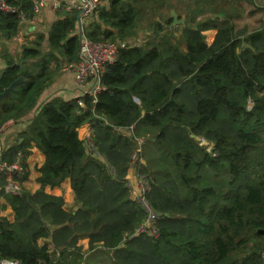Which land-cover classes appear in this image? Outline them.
<instances>
[{
  "label": "trees",
  "instance_id": "1",
  "mask_svg": "<svg viewBox=\"0 0 264 264\" xmlns=\"http://www.w3.org/2000/svg\"><path fill=\"white\" fill-rule=\"evenodd\" d=\"M5 1L34 16L31 0ZM199 1L200 11L205 1ZM169 3L108 0L85 34L127 41L144 14ZM217 3L208 0L209 8L216 4L213 17L190 15L185 45L173 17L156 14L154 36L119 52L96 99L40 101L61 65L80 59L77 12L56 20L18 57L3 47L0 93L23 77L0 98V143L13 124L21 125L4 158L15 160L19 150L29 156L35 143L45 160L35 191L23 185L18 194L6 193L0 178V258L81 264L79 242L88 238L89 262L108 254L112 264H263L264 21L253 31L237 27ZM20 25L17 13L0 11L2 39L11 41ZM210 29L216 34L208 43ZM86 123L93 129L90 146L79 135ZM134 155L137 175L150 180L148 198L158 216L152 233L138 232L147 209L131 198ZM66 179L77 208L66 209L62 195L45 190ZM7 205L12 219L1 213Z\"/></svg>",
  "mask_w": 264,
  "mask_h": 264
},
{
  "label": "built area",
  "instance_id": "2",
  "mask_svg": "<svg viewBox=\"0 0 264 264\" xmlns=\"http://www.w3.org/2000/svg\"><path fill=\"white\" fill-rule=\"evenodd\" d=\"M33 4L34 16L28 17V15L20 8L13 7L5 0H0V11L14 12L20 17L21 20H32L37 15L46 3V0H31ZM103 0H78L76 2H68L63 0H54V7L65 13L77 12L79 23L75 30L80 39V59L78 62L68 63L65 62L61 65L62 72L72 71L75 75V82L79 86H84L85 89L79 92L78 96L85 94L91 95L96 99L98 92L104 89L102 85L101 77L105 72L106 67L115 62L118 58L119 52L127 47L139 45L136 42L129 41H107V40H92L85 34V27L97 17V11ZM64 13V14H65ZM63 14V15H64ZM60 16V17H63ZM83 105V101H79ZM90 126L88 132H86L83 139L86 140L87 145L92 144V132L93 129ZM142 139H139L141 142ZM14 142V140H13ZM7 146L0 143V178H6V184L2 186L6 193L18 194L21 192L25 181L23 176L28 169V156L22 150H19L16 154L15 160H9L4 158V154ZM140 150V147L137 149ZM137 159V155H134L132 163ZM140 193L138 195H131V198L136 200L142 208L147 209L148 219L145 223L138 226V232H154L152 228L154 221L158 218L157 213L151 209V203L148 198L150 190V182L147 181L145 176H140ZM131 188V184L129 183ZM0 200H4L0 196ZM150 226V227H149ZM149 228V229H148ZM261 259L264 264V243L261 250ZM0 264H25L17 258H0ZM46 264V263H43Z\"/></svg>",
  "mask_w": 264,
  "mask_h": 264
},
{
  "label": "crops",
  "instance_id": "3",
  "mask_svg": "<svg viewBox=\"0 0 264 264\" xmlns=\"http://www.w3.org/2000/svg\"><path fill=\"white\" fill-rule=\"evenodd\" d=\"M63 1L76 2L78 0H63ZM256 4L258 7L262 8L264 7V0H258ZM166 6L167 5L163 6L164 7L163 11H165ZM171 10H174V9L171 8L170 12ZM64 13L65 12L59 11L54 7V0H46L44 8H42V10L37 15H35V17L32 20H29V19L21 20V25H20L18 34H16V36L13 37L11 41L0 39V42L3 44L2 46L6 48L7 53L9 52L10 54L15 56L16 48L20 45L19 43L26 44L27 42H33L34 39L37 38L42 33L47 35L51 25L56 20L61 18L60 16H62ZM215 34H213L212 36L213 39L215 37ZM2 50L3 48L1 49L0 47V55L2 57V59H0V69H3V67L5 66L4 58H3L4 55L1 54ZM55 76L56 77L54 81L43 92L40 98V101L46 98H49V97H53V96H61V97H64L65 99H70L72 97H77L79 95V92L85 89L84 86H79L76 84L75 75L72 71H69V72L59 71ZM89 125H90L89 123H86L82 127L79 128V135L81 138H83L86 132L89 131L90 129ZM20 130H21V127H19L18 124L16 125L13 124L11 126L9 133L7 135H4L2 139L1 143L3 147L7 146L8 148V146L15 139V138L13 139L11 135L13 133L15 134V132H19ZM44 160H45V155L36 146V144L33 143L32 146L30 147V154L27 159L29 176H28V179L25 181L26 188L32 191H35L41 187V184L37 181V177L40 175L38 168L43 164ZM127 178L129 179V182L131 185H133L136 181V178L132 177L131 170H129ZM45 190L53 194L62 195L65 199L66 209L77 208L78 203L75 200V194L71 187V183L69 179H66L60 186H56V187L47 186ZM1 202H3V200H0V203ZM13 216H14V212L12 211V208H11L10 218L12 219ZM79 244L83 246V251L89 250L88 238L81 239Z\"/></svg>",
  "mask_w": 264,
  "mask_h": 264
},
{
  "label": "rangeland",
  "instance_id": "4",
  "mask_svg": "<svg viewBox=\"0 0 264 264\" xmlns=\"http://www.w3.org/2000/svg\"><path fill=\"white\" fill-rule=\"evenodd\" d=\"M204 1H205L204 4H201L202 9L200 11L195 8L196 3L200 2L199 0H170V3L169 5L166 6L165 11H163L164 7L162 5L157 6L154 13L148 12V14L146 15L144 14V17L138 21V26L135 28L136 30H135L134 35L130 36L131 38L128 39L127 41L129 42L133 41L141 45L151 40V35L154 36L153 31L157 27L156 22H158L157 21L158 17L155 15L156 14H163V15L170 14L171 15L170 9L172 8L177 12L178 18H184L182 22H179L174 25L177 26L175 34L178 36V41L182 45H185L183 26L187 21H189L188 18L190 17V15H194L198 19H204L207 17L215 16V10H213V6H215L216 4L211 6V8H209L208 0H204ZM257 1L258 0H218V3H221L222 6H226L228 10L233 14V20L236 22L237 27L247 25L249 29L253 31V30L260 28V26L262 25L264 21V7L262 8L258 7L256 4ZM106 5H108V0H103L100 6H106ZM167 30H168V27H166L164 31H167ZM215 32H216V29H210V30L205 31L208 43H211V41L213 40L212 36L213 34H215ZM0 39L2 38L0 37ZM19 44L20 45L16 48V51H15L16 57H18V53H20L24 45H31L32 42H27L26 44H23V43H19ZM2 45L3 44L0 42L1 49L3 48ZM0 59H2V57ZM18 126L21 127V125L19 124ZM15 136L16 137L18 136V132H15V134L13 133L11 135L13 139ZM210 148L211 146H209V149ZM138 157L139 156L137 155V159ZM137 159L132 163V167L130 168V170L132 171V177L136 178L135 183L131 185V195L133 196L138 195L140 193L139 184H140L141 179H140V176H138L136 173V168L138 166ZM142 176H145V175H142ZM145 178L147 179V181L150 182L148 176H145ZM11 208L12 207L10 205H7L5 208H1V213L3 215H8L10 217ZM148 216L149 214L145 216L141 224L147 221ZM87 255H88V258H87ZM90 258H91V255L89 253V250L85 251V254L83 256V261L81 264H112V261L108 254L98 255L96 259L91 260L89 262Z\"/></svg>",
  "mask_w": 264,
  "mask_h": 264
},
{
  "label": "water",
  "instance_id": "5",
  "mask_svg": "<svg viewBox=\"0 0 264 264\" xmlns=\"http://www.w3.org/2000/svg\"><path fill=\"white\" fill-rule=\"evenodd\" d=\"M171 15H172V17H173V23H174V24H177V23L182 22V21L184 20V18H178V14H177V12H176L175 10H172V11H171ZM22 82H23V77H19L17 80L13 81V82L9 85V87H7V88L5 89L4 92L0 93V98L9 95V94L12 92L14 86H15L16 84H18V83H22ZM135 99L138 100L137 97H135ZM193 136H194V135H193ZM194 137H195V136H194Z\"/></svg>",
  "mask_w": 264,
  "mask_h": 264
},
{
  "label": "flooded vegetation",
  "instance_id": "6",
  "mask_svg": "<svg viewBox=\"0 0 264 264\" xmlns=\"http://www.w3.org/2000/svg\"><path fill=\"white\" fill-rule=\"evenodd\" d=\"M107 41H110V40H107ZM15 140V139H14Z\"/></svg>",
  "mask_w": 264,
  "mask_h": 264
}]
</instances>
